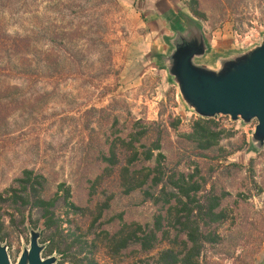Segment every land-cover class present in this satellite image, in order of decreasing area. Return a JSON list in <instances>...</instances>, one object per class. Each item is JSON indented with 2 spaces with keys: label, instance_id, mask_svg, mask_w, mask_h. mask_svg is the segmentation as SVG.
<instances>
[{
  "label": "rangeland",
  "instance_id": "obj_1",
  "mask_svg": "<svg viewBox=\"0 0 264 264\" xmlns=\"http://www.w3.org/2000/svg\"><path fill=\"white\" fill-rule=\"evenodd\" d=\"M59 1H28L15 7L12 18L7 17V31L30 32L20 42L24 46L29 39V48L23 52L36 46L32 58H41L37 47L42 42L38 30L43 7L49 20L53 4ZM117 1L116 8L109 0H71L73 12L82 16L75 24L92 27L100 23L111 34L113 68L101 84L89 88L67 83L51 90L43 88L37 77L32 84L18 82L14 73L10 84L17 89L0 86V194L14 186L24 170L46 178V197L59 192L63 184L80 211L63 209L60 218L95 240V262L139 264L163 245L149 255L132 248L110 256L103 231L112 234L122 224H150L155 208L137 194L121 195L115 175L95 180L101 170L98 148L114 118L117 136L132 119L174 125L163 132L161 143L168 168L196 175L197 180H205L206 190L224 195L227 219L218 230L221 242L207 247L199 264H264V145L255 149L250 142L256 121L243 124L228 117L213 118L222 130L216 151L226 160L192 157L184 136L198 117L186 109L162 62L173 49L175 32L192 25L198 26L209 48L201 59L209 66L217 57L258 45L264 36V0ZM37 219L33 212L32 224L21 225L18 220L12 227L7 224V237L0 244L7 247L12 264L28 248L31 230L39 233L42 257L56 256V264L60 263L56 254L45 253L43 228ZM67 227L62 224L64 231Z\"/></svg>",
  "mask_w": 264,
  "mask_h": 264
},
{
  "label": "trees",
  "instance_id": "obj_2",
  "mask_svg": "<svg viewBox=\"0 0 264 264\" xmlns=\"http://www.w3.org/2000/svg\"><path fill=\"white\" fill-rule=\"evenodd\" d=\"M28 1L32 2L0 0V86L17 89L16 84H10L14 78L32 84L38 81L37 77L43 88L51 90L67 83L95 88L109 77L113 68L108 45L111 34L100 23L92 27L75 24L82 16L73 12L71 0L53 4L49 20L43 7V22L38 30L42 42L37 47L41 58H32L36 46L23 52L22 49L29 48V39L24 46L20 41L27 40L30 32L7 31L6 23L7 17L15 15L16 6ZM109 4L118 7L117 0H109ZM94 8L97 10L100 5ZM189 11L198 18L194 8ZM14 73L16 77L12 76ZM116 124L114 118L109 134H105L98 148L101 170L95 180L115 175L121 195L137 194L155 211L150 224H122L112 234L103 231L109 255L117 256L132 248L149 255L163 245L139 264H199L205 249L221 242L218 230L227 219L222 208L224 195L206 190L205 180H197L196 175L168 168L161 145L163 132L176 126L132 119L125 132L117 136L113 132ZM218 129L214 119L194 120L184 136L190 155L201 160L225 161L227 156H219L216 151L222 139V130ZM45 184L42 174L24 170L14 186L0 194V241L6 239L8 225L12 227L16 220L21 225L32 224L35 212L43 228L47 255L56 254L59 264H98L93 258L95 240L80 232L71 221L60 218L63 209L80 211L70 202V189L62 184L58 186L59 192L46 197ZM63 223L68 225L67 232L62 229Z\"/></svg>",
  "mask_w": 264,
  "mask_h": 264
},
{
  "label": "water",
  "instance_id": "obj_3",
  "mask_svg": "<svg viewBox=\"0 0 264 264\" xmlns=\"http://www.w3.org/2000/svg\"><path fill=\"white\" fill-rule=\"evenodd\" d=\"M173 42V49L162 62L186 109L202 119L222 116L243 124L256 121L250 142L253 148H262L264 36L245 51L217 57L212 67L201 62L208 47L198 26L186 27ZM29 235L28 248L14 264H56V256L42 257L39 233L31 230ZM0 264H12L7 247L1 244Z\"/></svg>",
  "mask_w": 264,
  "mask_h": 264
},
{
  "label": "flooded vegetation",
  "instance_id": "obj_4",
  "mask_svg": "<svg viewBox=\"0 0 264 264\" xmlns=\"http://www.w3.org/2000/svg\"><path fill=\"white\" fill-rule=\"evenodd\" d=\"M180 29V28H179ZM177 30L175 33H176V37L178 36V35H181L182 33H183V30H182V28L180 29V30ZM178 43H180L179 41H178ZM177 43V44H178Z\"/></svg>",
  "mask_w": 264,
  "mask_h": 264
},
{
  "label": "crops",
  "instance_id": "obj_5",
  "mask_svg": "<svg viewBox=\"0 0 264 264\" xmlns=\"http://www.w3.org/2000/svg\"><path fill=\"white\" fill-rule=\"evenodd\" d=\"M208 51H209V48H208ZM207 51V52H208ZM207 52L205 53V55L201 58V59H203V58H205V56L207 55ZM203 63V62H202ZM203 64H205V63H203ZM206 66H209V65H207V64H205ZM214 66V65H213ZM212 67V66H211Z\"/></svg>",
  "mask_w": 264,
  "mask_h": 264
},
{
  "label": "built area",
  "instance_id": "obj_6",
  "mask_svg": "<svg viewBox=\"0 0 264 264\" xmlns=\"http://www.w3.org/2000/svg\"><path fill=\"white\" fill-rule=\"evenodd\" d=\"M218 117H220V116H218Z\"/></svg>",
  "mask_w": 264,
  "mask_h": 264
}]
</instances>
